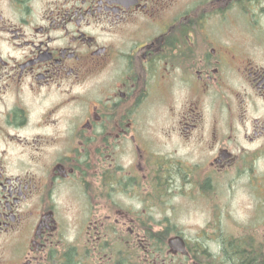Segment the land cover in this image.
Segmentation results:
<instances>
[{
  "label": "flooded vegetation",
  "instance_id": "af4514ba",
  "mask_svg": "<svg viewBox=\"0 0 264 264\" xmlns=\"http://www.w3.org/2000/svg\"><path fill=\"white\" fill-rule=\"evenodd\" d=\"M263 152L264 0H0V264H219L144 222L242 180L264 259Z\"/></svg>",
  "mask_w": 264,
  "mask_h": 264
},
{
  "label": "rangeland",
  "instance_id": "374dc122",
  "mask_svg": "<svg viewBox=\"0 0 264 264\" xmlns=\"http://www.w3.org/2000/svg\"><path fill=\"white\" fill-rule=\"evenodd\" d=\"M255 167L261 174L264 173V152L257 157ZM245 182V180L239 181L233 185L231 190L223 189L219 206L212 207L213 212L226 214L221 220L212 219L209 213L206 212V207L211 209V206L196 199L187 204V210L180 217L178 215V219L170 221L156 219L151 222L145 221L144 224L152 226L153 231H161L165 227L171 226L172 232H181L182 236L191 244L196 242L205 243L206 240L208 241L207 234H217L216 231L222 232L224 236H230L234 240L244 235L250 239L249 232L253 227V223L256 224V229L259 227L260 231L261 221L251 219L250 213L253 205L254 208L256 207V201L254 196H250V189L246 187ZM170 235H166L167 238ZM199 237H202V239ZM143 240L145 241V238ZM214 245L216 244L210 243V246Z\"/></svg>",
  "mask_w": 264,
  "mask_h": 264
},
{
  "label": "trees",
  "instance_id": "16d2710c",
  "mask_svg": "<svg viewBox=\"0 0 264 264\" xmlns=\"http://www.w3.org/2000/svg\"><path fill=\"white\" fill-rule=\"evenodd\" d=\"M146 224V223H145ZM149 231V234L146 235L145 243L147 244H166L167 236L172 232V228L165 227L163 230L154 232L150 226H146ZM178 231H175L177 233ZM224 244L228 245L226 249H224L220 255V263L219 264H263V254L260 250L258 252H253L251 254V250L249 249V240L247 236H241L238 239L234 240L232 237L224 238ZM157 253L164 254L165 251L157 250Z\"/></svg>",
  "mask_w": 264,
  "mask_h": 264
},
{
  "label": "water",
  "instance_id": "95a60500",
  "mask_svg": "<svg viewBox=\"0 0 264 264\" xmlns=\"http://www.w3.org/2000/svg\"><path fill=\"white\" fill-rule=\"evenodd\" d=\"M169 245L174 247L177 252L185 253L186 252V244L181 237H175L169 239Z\"/></svg>",
  "mask_w": 264,
  "mask_h": 264
}]
</instances>
